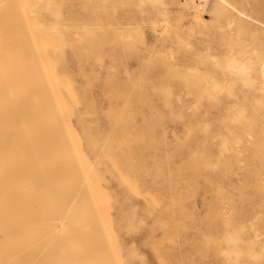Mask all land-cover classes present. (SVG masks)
<instances>
[{"label":"rangeland","instance_id":"obj_1","mask_svg":"<svg viewBox=\"0 0 264 264\" xmlns=\"http://www.w3.org/2000/svg\"><path fill=\"white\" fill-rule=\"evenodd\" d=\"M240 5L264 22V0L0 1L1 60L22 73L24 112L50 121L24 140L40 176L0 186V264H264L256 102L233 121L239 83L216 90L177 65L209 64L214 44L260 48L261 29L219 34L213 11Z\"/></svg>","mask_w":264,"mask_h":264},{"label":"bare ground","instance_id":"obj_2","mask_svg":"<svg viewBox=\"0 0 264 264\" xmlns=\"http://www.w3.org/2000/svg\"><path fill=\"white\" fill-rule=\"evenodd\" d=\"M12 2H14V1H12ZM14 3L16 4V2H14ZM222 3H224V0H217L216 9L220 10V8H222V7H220V5H222ZM17 4H18V2H17ZM4 7H5V3H4ZM7 7H8V5H7ZM233 7L236 9V7L234 5H233ZM244 10L245 9L243 8V6H241L240 11H237V10L236 11H213V13H215L219 16V18H218L219 24H217V27L219 28V32H220L219 34L221 36L231 38L232 34L235 31H238V30H241V29H244L247 27H250L252 31H255L257 29H261L262 33H264V22H262L259 18L254 16L249 11H247V10L244 11ZM5 13H7V12H4V14ZM196 21L200 24H203V21L200 18H198ZM8 22L6 23V21H3V24L4 25L6 24V27H7ZM3 24H2V21H0V29L3 26ZM197 34L198 35H204L202 38L204 40L205 45H208L211 42L215 43L213 37L208 32L203 33L201 31H198ZM176 37H177L176 40L178 41L179 40L178 37H180V36L177 35ZM186 39L187 38H184V42H183V45L185 47L190 48V47L194 46V44H191L190 42L185 41ZM0 46H1V43H0ZM33 46H34V44H33ZM260 46H261L260 48H257L256 46H254L250 49H247L246 46L241 45L237 49H234L231 47H226V48H222V49L218 50L217 44H214V46L212 48L207 47V46H205L204 48H201L203 56L211 59V61H209V64L204 63V65H193V66L192 65H179L177 63L176 64L180 68L185 69L184 72H186L188 74L189 73L191 74V72L198 73L200 75L201 79L203 78V81L208 86L210 85L211 87H213L216 90L226 87V83H228V82L239 83L240 89L243 92L244 96L241 95V97H239L233 103L232 108H233V110L234 109L235 110H234V114H233L231 120L238 122L242 118L243 119L246 118L244 115L245 107H243V102L247 101L248 96H251L254 99V101L256 102V106L254 107V110L258 111V120H260V123H261L260 129L262 130V132H264V41H262ZM3 53L6 54V50ZM3 53L0 54V186L1 185H8V183H10L13 185V187H16V186L25 187L28 184H31L33 182L31 179L25 178V176H27V174H29V172H30L29 175L34 174L35 177L38 178L41 174V169H40L41 166L40 165H39L40 167L38 166L39 158H38V155H36V152H38L37 148H33L32 146L29 147V146L25 145L26 143L24 140L30 139L29 137H33V135H36V136L41 135L42 136V135L50 134L49 127H48V125H50V121H48V125L45 128L42 120H44V118L46 116V112L40 107H34V109L29 110L28 113L24 112L26 110L21 105V103L23 104V98L25 100L27 93H26V91H24L25 87H24V82L22 81V73H21V71H19L17 69H13L14 66H13V68H11L10 62H9L7 57H5L4 61L1 60V56L3 55ZM38 60H39V58H38ZM25 61H27V60H25ZM213 67L219 68L218 72L220 75V79L216 80L214 78L215 70L213 69ZM198 83L186 84L185 88L187 90H192L194 88H197L199 90V92L206 88V86L204 85L205 83H202V82L199 84ZM210 89H212V88H210ZM246 95H247V97H246ZM233 96H235V94H233ZM16 99L18 100V102H16V104H18L19 106H16L15 103L14 104L12 103V102H15ZM53 102H51V104ZM260 109L262 111H260ZM29 116L31 117V120L28 118V120H29L28 121L26 117H29ZM248 118H250V116H248ZM60 121H62V120H60ZM60 121H59V123H60ZM55 129H57V128H55ZM61 131H63V130H61ZM248 136H251V133H248ZM29 142H31V141L29 140ZM26 161H28V162H26ZM66 195H68V194H66ZM34 198H36V197H34ZM62 199H63V197H62ZM61 200H60V202H61ZM81 201H82V199H81ZM30 203L32 204V202H30ZM61 203H60V205H61ZM63 203H64V200H63ZM63 203H62V205H63ZM25 204L29 205L28 202ZM58 204H59V202H58ZM75 205H77V204H75ZM56 206H58V205H56ZM50 207L51 206L49 205V208ZM73 208H74V206H73ZM31 210L32 209L27 208L25 213L27 212L28 214H30ZM69 210H70V208H69ZM73 210H75V209H73ZM78 210L80 212L82 211L80 209H78ZM78 214H80V213H78ZM75 215H76V213H75ZM28 217L29 216L25 215L24 218H28ZM13 222H15V221H13ZM58 224L60 225L62 223L59 222ZM18 226H22V224L20 223ZM5 228H0V231L5 229ZM65 242H67V241H65ZM251 242H252V246H253L255 241L252 240ZM261 242H262V244H264V240H262ZM261 247H264V246L261 245ZM29 255L30 254H28V256ZM252 255H253V258L258 257L257 256L258 254L255 253L254 247H252ZM57 262H58V260H57ZM57 262H55V263H57Z\"/></svg>","mask_w":264,"mask_h":264}]
</instances>
